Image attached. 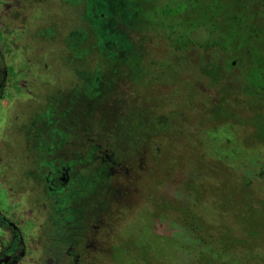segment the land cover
<instances>
[{"label":"rangeland","instance_id":"374dc122","mask_svg":"<svg viewBox=\"0 0 264 264\" xmlns=\"http://www.w3.org/2000/svg\"><path fill=\"white\" fill-rule=\"evenodd\" d=\"M263 2L0 0V214L21 238L6 264H237L165 221L230 177L264 203V125L233 119L258 113L242 88L264 67ZM207 94L213 120L224 97L233 117L189 119ZM191 157L216 177L194 196ZM11 235L0 227V252Z\"/></svg>","mask_w":264,"mask_h":264},{"label":"trees","instance_id":"16d2710c","mask_svg":"<svg viewBox=\"0 0 264 264\" xmlns=\"http://www.w3.org/2000/svg\"><path fill=\"white\" fill-rule=\"evenodd\" d=\"M138 5L142 6L140 1ZM262 6H264V2ZM185 8L186 6L181 5L178 11L169 9L168 12L163 11L161 14L175 15ZM103 18L104 17L99 14L97 22L103 21ZM234 23L238 24V22ZM171 28L173 30L174 27ZM182 43L185 45L187 44L186 40ZM216 46V43H210L201 46V48L212 49ZM229 65H231V62ZM217 73V69L213 66L211 71H206V75L203 74L202 76H205L210 83L217 82L216 84H218L219 79L217 78ZM216 84H214V86H216ZM242 90L244 91L243 95L247 103L254 104L258 113L262 112L260 110L264 107V67H255L249 71ZM212 96V94H207L208 102H203L205 109L196 106L195 104L197 101L193 97L189 99V101L185 103L188 111L192 112L189 119L204 124L207 127L209 124H214V121L218 119L229 120L230 117H233L231 115L234 109L228 104V101L225 100L224 97L220 102V113H218L213 120V114L208 110L211 104L209 100H212ZM199 111L203 112V114L199 115ZM258 113L255 116V121H251L250 123H248V121L244 122L238 120L234 117L233 119L236 124L241 126H253L257 131L260 130V126L264 125V115ZM160 126H162V124H160ZM260 136L262 135H259L258 139L264 144V134L262 136L263 139ZM183 160L184 163H187L188 166L195 169V173L192 176L193 179L191 180L193 184L189 183L193 196L195 192L197 195H200V189L203 187L210 189L209 187L216 184L214 180L216 178L215 176L209 175L205 178V176L200 173L201 169L207 166L206 162H204L206 160L205 157H191ZM208 160L214 161L217 159L208 158ZM197 170H199V172H197ZM175 183L177 185V183L180 182L175 181ZM216 195L217 202L213 200L214 198L208 197H206L203 202L200 201L199 204H197V200L195 201L194 199L191 203H187L184 199L181 200L179 202L180 204L176 206L177 212L175 213L176 215L173 216L175 218L167 219L165 223L175 227H185L192 231L203 246L210 244V241L214 238L216 239V237L221 239L225 247L241 255L238 257L237 264H264V203L254 202L253 197H250L245 189L235 186L231 177L230 180L223 181V190L219 191ZM238 230H240V232H238ZM14 246L16 247V244ZM137 261L136 255H134L132 264H138ZM152 262L154 264H161V262H156L155 257Z\"/></svg>","mask_w":264,"mask_h":264},{"label":"flooded vegetation","instance_id":"af4514ba","mask_svg":"<svg viewBox=\"0 0 264 264\" xmlns=\"http://www.w3.org/2000/svg\"><path fill=\"white\" fill-rule=\"evenodd\" d=\"M8 227L12 235L7 239L6 244L2 252H0V264H6L13 255L14 252L19 248V244L21 243V238L19 236V230L13 224H11L5 216L0 214V227ZM16 241V243H15ZM16 244V247L14 246Z\"/></svg>","mask_w":264,"mask_h":264}]
</instances>
